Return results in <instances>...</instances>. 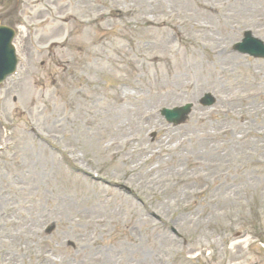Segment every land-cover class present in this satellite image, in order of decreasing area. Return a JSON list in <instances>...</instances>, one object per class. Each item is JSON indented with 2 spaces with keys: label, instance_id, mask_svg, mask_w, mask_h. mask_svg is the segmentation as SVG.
<instances>
[{
  "label": "rangeland",
  "instance_id": "rangeland-1",
  "mask_svg": "<svg viewBox=\"0 0 264 264\" xmlns=\"http://www.w3.org/2000/svg\"><path fill=\"white\" fill-rule=\"evenodd\" d=\"M0 24L27 29L0 87V264H264V62L231 51L264 40V0H0ZM188 102L180 127L158 114Z\"/></svg>",
  "mask_w": 264,
  "mask_h": 264
}]
</instances>
